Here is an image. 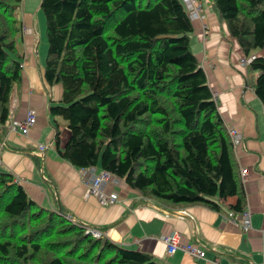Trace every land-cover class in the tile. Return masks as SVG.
Masks as SVG:
<instances>
[{
    "label": "trees",
    "instance_id": "16d2710c",
    "mask_svg": "<svg viewBox=\"0 0 264 264\" xmlns=\"http://www.w3.org/2000/svg\"><path fill=\"white\" fill-rule=\"evenodd\" d=\"M21 0H0V124L19 81L14 38ZM248 55L250 82L264 114V0H208ZM45 23L42 78L61 96L48 113L65 122L59 156L77 168L97 166L142 197L174 209L213 208L234 197L243 206L232 145L205 74L189 47L181 0H39ZM96 229L33 202L0 170V264H156L112 243Z\"/></svg>",
    "mask_w": 264,
    "mask_h": 264
},
{
    "label": "crops",
    "instance_id": "0c3cea01",
    "mask_svg": "<svg viewBox=\"0 0 264 264\" xmlns=\"http://www.w3.org/2000/svg\"><path fill=\"white\" fill-rule=\"evenodd\" d=\"M196 1L200 11L190 19L189 47L215 94L224 126L240 135L232 152L244 196L242 210L249 213L246 231L227 216L229 211L235 213L229 209L234 197L218 200L216 208L196 203L170 209L142 197L120 179L102 187L104 193L116 190L118 200L99 204L88 193L81 169L57 153L53 119L60 133L59 148L67 131L61 117L49 115L48 106L59 101L61 86L43 80L44 58L38 57L35 48L33 18L22 10L19 50L14 53L20 78L11 88L8 119L0 124V170L10 173L36 204L91 225L112 243L149 254L156 264H264V114L248 79L250 67L242 63L262 51L244 55L208 0ZM29 111L34 121L27 132L11 130ZM171 233L182 243L201 247L204 258H193L179 249L166 254L162 238Z\"/></svg>",
    "mask_w": 264,
    "mask_h": 264
},
{
    "label": "built area",
    "instance_id": "2783aa9c",
    "mask_svg": "<svg viewBox=\"0 0 264 264\" xmlns=\"http://www.w3.org/2000/svg\"><path fill=\"white\" fill-rule=\"evenodd\" d=\"M187 16L192 19L198 16V13L200 11V4L196 0H181ZM253 56L245 57L242 59V63L244 65L248 64ZM212 95L215 99V94L212 92ZM34 121L32 112L29 111L26 115L25 120L18 125H12L10 127L11 130H17L21 134H25L27 132V128L29 125H31ZM227 134L230 138L232 147L236 146L240 142V135L239 133L233 129L232 127H225ZM39 148H42V146H39ZM93 166L80 168L81 169V175L82 179L85 181L87 185L88 193L95 197L97 202L101 205L103 204H110L113 202H116L118 200V195L116 190H112L109 193H104L102 191L103 185H105L107 182L112 184H117L118 181L121 179L117 177L116 175L111 174L110 172L106 170H98L93 171ZM244 171L241 170V174ZM227 216L231 220H235L242 231H246L249 228V213L246 210H240L238 212H231L229 211L227 213ZM91 234L93 236H99V231L96 229H91ZM162 242L164 244L165 253L170 255L175 250H181L182 252L188 254L189 256L193 258H204V251L201 247L189 243H182L178 239V235L176 233H171L162 238ZM213 263H216V261H213Z\"/></svg>",
    "mask_w": 264,
    "mask_h": 264
},
{
    "label": "rangeland",
    "instance_id": "374dc122",
    "mask_svg": "<svg viewBox=\"0 0 264 264\" xmlns=\"http://www.w3.org/2000/svg\"><path fill=\"white\" fill-rule=\"evenodd\" d=\"M21 10L23 12H29L32 15L35 48H36L38 57L45 58V53H46L45 23H44V17H43L42 11L39 8V0H21L19 2L18 6L16 7L14 11L17 26L19 25V16H20ZM14 42L16 43L15 50H19L18 31L14 38ZM253 51L260 52L261 50L255 49ZM253 72L254 71L249 70V76H248L249 81H252L255 76Z\"/></svg>",
    "mask_w": 264,
    "mask_h": 264
},
{
    "label": "water",
    "instance_id": "95a60500",
    "mask_svg": "<svg viewBox=\"0 0 264 264\" xmlns=\"http://www.w3.org/2000/svg\"><path fill=\"white\" fill-rule=\"evenodd\" d=\"M62 215H63V216H65L66 218L70 219V218H69V216H67V215H64L63 213H62Z\"/></svg>",
    "mask_w": 264,
    "mask_h": 264
}]
</instances>
